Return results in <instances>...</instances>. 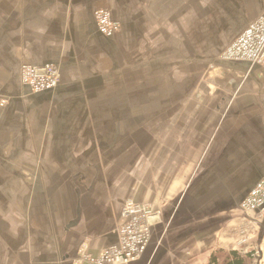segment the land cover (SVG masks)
I'll return each instance as SVG.
<instances>
[{"label": "crops", "instance_id": "obj_1", "mask_svg": "<svg viewBox=\"0 0 264 264\" xmlns=\"http://www.w3.org/2000/svg\"><path fill=\"white\" fill-rule=\"evenodd\" d=\"M152 1L0 0V264H84L82 250L96 256L118 242L132 199L161 220L130 264H207L217 250L264 264V217L241 210L264 177V66L228 63L218 93L203 85L210 103L192 104L185 122L148 121L136 97L153 90L140 62L157 29ZM249 5L237 36L264 15V0ZM101 8L121 24L115 38L98 30ZM26 63L57 66L60 85L30 92ZM121 123L155 131L133 170L125 143L128 171L116 180L120 136L103 130Z\"/></svg>", "mask_w": 264, "mask_h": 264}, {"label": "rangeland", "instance_id": "obj_2", "mask_svg": "<svg viewBox=\"0 0 264 264\" xmlns=\"http://www.w3.org/2000/svg\"><path fill=\"white\" fill-rule=\"evenodd\" d=\"M150 2L151 4L154 3L152 0ZM249 4L250 0H161V2L157 0L156 10L148 9L156 11L154 17H156L157 29L156 32L147 34L144 50L140 54V62L145 64L144 69L147 70V80L152 84L153 90L148 89L146 98L136 97V100H139L138 102H143L146 99L147 112L145 114L148 121L185 122L192 104L210 103V97L206 100L202 98L207 88L203 85L206 83L208 85L214 84V89L217 92L218 81L214 78L217 76L218 79L221 68L228 63L248 64L246 62L224 61L222 56L252 24L264 19V15L258 17L237 36V31L241 27L238 25V21L241 19L240 16L244 17L252 11L251 8L250 10L248 8ZM99 10H108L113 21L117 23L118 31L108 37L115 38L121 32V24L115 20L109 9L101 8ZM151 19L152 16L150 15L149 20L151 21ZM24 65L36 66L28 63ZM143 76H145V73L141 74V77ZM2 100L6 101V99ZM0 107L2 106L0 105ZM135 114L138 115L139 113ZM123 126L124 124L121 123L119 127H115L113 130H103L104 135L113 133L112 137L120 136L115 147L116 154L120 157L116 160V156L114 161L116 164V180L123 179L118 176L123 171H128L126 161L122 159L123 152L126 153L129 148L126 144L131 143L132 160L130 169L133 170L138 165V151L140 148L149 145L146 144L148 138L150 135L154 136L152 131H155V128L142 129L137 123L133 124L129 130L123 128ZM168 130L172 131L171 128ZM144 132L149 134L147 133V141L141 143L139 136ZM125 157H128V155H125ZM218 251L222 250L216 252ZM84 253L87 252L83 251L81 255L83 256ZM219 256L222 261L225 259V255L220 254Z\"/></svg>", "mask_w": 264, "mask_h": 264}, {"label": "built area", "instance_id": "obj_3", "mask_svg": "<svg viewBox=\"0 0 264 264\" xmlns=\"http://www.w3.org/2000/svg\"><path fill=\"white\" fill-rule=\"evenodd\" d=\"M95 20L99 32L105 37H111L118 31L117 23L113 21L108 10H97ZM222 58L224 61L264 65V19L252 24ZM21 81L30 92L38 94L57 88L61 82V73L59 68L53 65H23ZM6 104L7 101H0L2 107ZM241 210L246 214L255 213L259 218L264 217V178L242 202ZM160 220L161 213L149 205L133 200L126 201L121 212V223L117 228L118 242L96 256L84 253L83 263L130 264L142 258L152 241L153 227ZM241 244H244V241ZM83 251L86 250L81 252Z\"/></svg>", "mask_w": 264, "mask_h": 264}, {"label": "trees", "instance_id": "obj_4", "mask_svg": "<svg viewBox=\"0 0 264 264\" xmlns=\"http://www.w3.org/2000/svg\"><path fill=\"white\" fill-rule=\"evenodd\" d=\"M220 254L225 255L223 251L214 252L208 264H250L251 255H243L237 251L230 252L229 255H225V259L222 261Z\"/></svg>", "mask_w": 264, "mask_h": 264}]
</instances>
